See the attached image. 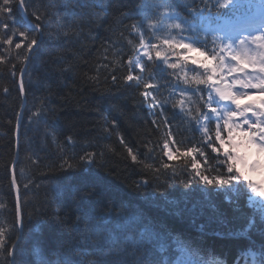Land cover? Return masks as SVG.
<instances>
[{
    "label": "trees",
    "instance_id": "16d2710c",
    "mask_svg": "<svg viewBox=\"0 0 264 264\" xmlns=\"http://www.w3.org/2000/svg\"><path fill=\"white\" fill-rule=\"evenodd\" d=\"M172 9L194 22L196 15L213 13L215 6L213 0H26L22 13L19 0H12L11 15L2 17L9 25L6 34L0 22V229L5 257L15 248L17 264H110L113 257L105 253L125 247V240L138 236V229L147 224L168 244L169 259L180 257L184 264H209L212 258L223 264H253L255 259L260 264L264 222L259 208L249 204L243 182L238 193L199 184L184 189L180 181L188 179L185 164L190 158L169 161L163 155V118L149 113L140 95L143 84L123 83L141 33L145 41L157 44L170 38L165 25L179 21L163 14ZM149 20L157 25L155 31L148 27ZM29 21L42 24L43 38L23 73L24 104L15 137L21 105L18 78L26 61V49L15 44L21 31L29 40L37 36L28 30ZM9 35L13 41L6 45ZM205 36L208 39L198 34L202 40ZM209 43L201 47L206 50ZM153 61H141L143 78L158 86L153 94L159 100L167 101L164 113L180 142L170 143V148L200 147L203 137L193 118L197 108L207 111L204 91L194 92V83L187 86L177 79L197 71L173 72L165 70L162 61ZM140 72L133 66L134 75ZM113 75L119 78L115 86ZM186 88L191 99L182 109L177 102L185 99L181 92ZM127 148L138 155V163ZM205 150L204 166L216 169L215 154ZM16 151L14 178L27 215L21 231L10 183ZM88 154L94 163L86 162ZM197 159L204 164L203 158ZM164 164L171 168L165 170ZM254 215V227L244 232ZM136 256L161 260L148 235ZM0 264H11V258L0 259Z\"/></svg>",
    "mask_w": 264,
    "mask_h": 264
},
{
    "label": "snow or ice",
    "instance_id": "6c2138e0",
    "mask_svg": "<svg viewBox=\"0 0 264 264\" xmlns=\"http://www.w3.org/2000/svg\"><path fill=\"white\" fill-rule=\"evenodd\" d=\"M169 2L171 3V0ZM11 3L12 0H3V3L0 4V22L3 23L5 34L9 25L7 22L2 21V17L11 15ZM234 3L235 0H223L219 7H230ZM19 4L22 8L25 7L26 0H19ZM261 7L264 9V0H262ZM191 11L196 12L195 9ZM163 15L168 19L175 18L179 21L165 25L167 35L170 38L163 39L160 44L146 43L141 33L140 45L144 50L135 60L130 58L129 74L123 77V83L125 86H130L133 82L136 86L143 84L144 91L140 95L143 97L149 113L163 118L162 123L167 129L166 131L159 129L164 131L163 155L169 161H179L181 157L190 158V163L185 164V168L189 170L188 179L186 182L180 181L184 189L191 191L196 184H199L206 189L211 186L214 190H231L238 193L241 182H243V187L249 194L248 200L251 202L254 198H259L255 200V203L259 206L260 219L264 222V180L256 181L245 172V169L253 173L264 170V159H261L264 157V34L257 36L249 34L248 37H243L238 42L234 40L232 35L214 38V46L210 51H206L204 47H197V45H206V36L204 40H201L198 37L200 29L196 28L192 22L183 20L174 9L166 10ZM36 20L39 21L40 16H36ZM186 23L187 27L185 26ZM260 25L264 26V13L261 16ZM148 27L155 31L157 25L149 20ZM28 30L35 31L37 36L29 40L27 33L21 31L18 34L20 42L15 44L16 49L22 47L26 49V60L31 59L32 54L41 46L43 38L41 23L32 24L29 21ZM256 30L258 29H252V31ZM186 32L190 34L185 35ZM172 33H176V35L174 36ZM215 39H220L221 45H216ZM224 40L230 42L223 43ZM12 41L13 36L9 35L3 43L8 45ZM252 45H255V47H252ZM153 51H155L156 61L158 63L162 61L165 70L171 69L173 72L182 69L197 71L198 74L192 77H189L186 71L183 76L177 77V79L182 80L187 86L194 83L197 86L193 89L194 92L207 91L208 93L207 99L204 100L207 111L197 108V116L193 118L197 130L201 132L203 137L200 141V147L187 148L185 151H181L179 147H176L175 151L170 148V143L177 144L180 142L174 139L171 130L172 125L164 113L167 101L159 100L153 94L158 86L145 82L143 78L145 65L141 61L144 57L148 61H152ZM193 51L200 53V57H193L191 55ZM170 59H174L175 62H169ZM133 66L134 69L141 70L140 75L133 74ZM25 71L26 69H21L22 74ZM91 79L95 80L96 77ZM148 79L151 80L152 76L149 75ZM118 80L117 76H112L114 86L117 85ZM199 86L204 87L201 89ZM20 91L22 94L25 91L22 79ZM187 91L188 88L182 90L181 95L185 99L177 102L182 109L185 106V101L191 99L190 96L186 95ZM242 98H246V103H241ZM201 99L203 100V97ZM213 104L216 106L213 107ZM156 109L160 111L157 112ZM188 114L191 116L190 111ZM213 121L215 122L214 127ZM152 123L159 124L160 122L153 120ZM121 143H125L123 139ZM205 148L210 149L211 153L215 154L218 161L216 169H209L204 166L208 164V153ZM127 152L134 163L139 162L138 155L134 154L132 148H127ZM250 153H255L256 158L249 160ZM197 156L203 158V165L197 159ZM80 159L84 161L85 157ZM86 162L88 164L95 162L91 154H88ZM68 167L72 168L73 166L68 165ZM163 167L167 170L171 168V165L164 164ZM219 168H222L223 171H219ZM211 171H216L217 174H207ZM172 172L175 176L176 169L172 168ZM16 183L15 178H13L12 184L14 187ZM225 199L229 198L225 197ZM21 216L22 208L18 198L16 205L17 223L21 222ZM132 219H136V217L133 216ZM254 225L255 215L243 231L249 232ZM145 235H148L150 242L154 243L155 251L161 256V260H147L143 256H136V251L143 242ZM152 237H155L156 241H152ZM102 239L103 235L101 233L98 235L97 245H100ZM124 243L125 247L112 249L110 252L105 253V256L113 257L110 264H184L180 257L174 260L168 258V244L161 240L160 234L151 230L147 224L138 229V236L129 237ZM181 251H184L183 247ZM3 253L4 231L0 229V259L11 258V264H17L15 248L8 249L7 257ZM78 264H82V262H78ZM89 264H93V262H89ZM201 264H207V262H201ZM213 264H223V262L217 259ZM253 264H256L255 259H253ZM260 264H264V256H262Z\"/></svg>",
    "mask_w": 264,
    "mask_h": 264
},
{
    "label": "water",
    "instance_id": "95a60500",
    "mask_svg": "<svg viewBox=\"0 0 264 264\" xmlns=\"http://www.w3.org/2000/svg\"><path fill=\"white\" fill-rule=\"evenodd\" d=\"M26 64H27V60L25 61V64L23 66L24 69H25ZM21 78H23L22 73H20V75H19V82H18L19 91H20V87H21V82H20ZM20 95H21V105H20V108L18 110V114H17L16 122H15V129H14L15 137H17L19 124H20V120H21V115H22V110H23V104H24V99H23L24 97H23V94L21 93V91H20ZM15 160H16V156H14V158H13V163L15 162ZM11 168H12V166H11ZM13 189H14V193L16 195V200H17V198L19 197V191H18L16 186Z\"/></svg>",
    "mask_w": 264,
    "mask_h": 264
},
{
    "label": "rangeland",
    "instance_id": "374dc122",
    "mask_svg": "<svg viewBox=\"0 0 264 264\" xmlns=\"http://www.w3.org/2000/svg\"><path fill=\"white\" fill-rule=\"evenodd\" d=\"M226 43H229V41L226 42ZM143 50H144V49L142 48V46H140V48L138 49L137 53L135 54L133 60H135V58H136L138 55H140V54L143 52ZM191 55H192L193 57H200V54L197 53V52H195V51H193V52L191 53ZM4 57H6V56H4ZM5 59H6V58H5ZM18 89H19V87H18ZM20 97H21V95H20ZM251 156L256 157L254 154H252V155L249 154V157H251ZM245 172H246L247 175H249L252 179H254V180H256V181L264 180V170H262V171H260V172H255V173H253V172H250V171H248L247 169H245ZM258 199H259V198H258Z\"/></svg>",
    "mask_w": 264,
    "mask_h": 264
},
{
    "label": "bare ground",
    "instance_id": "6f19581e",
    "mask_svg": "<svg viewBox=\"0 0 264 264\" xmlns=\"http://www.w3.org/2000/svg\"><path fill=\"white\" fill-rule=\"evenodd\" d=\"M21 79L23 80V78H21ZM21 79H20V82H21ZM18 82H19V78H18ZM14 156L17 157V151L14 152ZM11 166H12V168L10 167V183H11L12 188H14V186L12 185V180L14 178V163H12ZM16 187H17V184H16ZM17 189H18V187H17ZM18 198H19V203H20V197H18ZM15 201H16L15 202V206H16L17 205L16 195H15ZM24 216H27V215H25V213H22L21 222L20 223H17V226H18L19 231H21V229H22L23 218L27 219V217H24Z\"/></svg>",
    "mask_w": 264,
    "mask_h": 264
}]
</instances>
